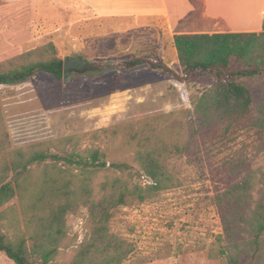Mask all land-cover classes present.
<instances>
[{
  "label": "rangeland",
  "instance_id": "1",
  "mask_svg": "<svg viewBox=\"0 0 264 264\" xmlns=\"http://www.w3.org/2000/svg\"><path fill=\"white\" fill-rule=\"evenodd\" d=\"M255 5L264 7V0H255ZM93 28L98 29L93 22L82 24L78 31L69 32L72 38L61 37L60 29L53 32L34 26L30 3L0 1V70L51 58L63 61L65 57L80 56L94 64L143 56L163 59L181 71L177 53L167 40L156 39L158 34L150 37L140 32L121 33L112 41L97 37ZM163 41L165 48H157L156 42ZM209 86L178 83L146 67L128 72L98 71L94 67L90 73L72 76L66 84L62 79L39 73L21 85L0 86V170L16 157V150L29 153L27 149L33 148L36 152L63 155V139L71 137L75 138L72 144L67 142V150L73 144L78 151L99 148L109 161H129L132 145H126L122 136L134 124L140 125V132L156 126L157 136L183 143L187 126L193 120L190 100L200 94L201 87ZM252 94L259 101L264 97V87H253ZM38 105L46 112L44 134L37 128L35 113L24 109L33 110ZM209 148L210 152L199 155L197 160L170 159L177 167L180 186L116 211L109 225L110 233L133 248L124 264H221L219 259L209 258L221 233L211 200L226 185L219 143ZM228 149L247 158L249 171L264 172V152L246 134H238ZM46 167L49 178L62 181L63 175L53 172L50 161L32 167L29 180L42 178ZM67 223L69 231L59 242L56 264L72 262L90 241L92 225L86 210L68 216ZM0 229L14 241L28 239L29 234L37 231L35 227L29 233L26 231L17 198L0 208ZM0 264L13 262L0 253Z\"/></svg>",
  "mask_w": 264,
  "mask_h": 264
},
{
  "label": "trees",
  "instance_id": "2",
  "mask_svg": "<svg viewBox=\"0 0 264 264\" xmlns=\"http://www.w3.org/2000/svg\"><path fill=\"white\" fill-rule=\"evenodd\" d=\"M173 46L180 72L163 59L143 56L93 65L105 72L146 67L178 83H209L190 100L193 120L183 143L157 136L156 126L140 132L134 124L122 136L132 145L129 161H109L99 148L78 151L73 144L67 150L71 137L63 139V155L16 150V157L2 167L0 208L17 198L26 231L37 228L28 239L15 241L0 229V253L13 264H56L59 242L69 231L67 218L83 210L92 225L90 241L69 264H124L133 248L110 233L116 211L180 186L170 159L197 160L216 143L226 188L211 200L221 233L209 258L221 264H264V172L249 171L247 158L228 149L238 134H246L264 152V97L255 101L252 94L253 87H264V24L260 33L175 35ZM39 73L60 80L63 61L51 58L0 70V86L21 85ZM48 161L55 174L63 175L62 181L49 178L47 167L38 181L29 180L32 167Z\"/></svg>",
  "mask_w": 264,
  "mask_h": 264
},
{
  "label": "crops",
  "instance_id": "3",
  "mask_svg": "<svg viewBox=\"0 0 264 264\" xmlns=\"http://www.w3.org/2000/svg\"><path fill=\"white\" fill-rule=\"evenodd\" d=\"M0 1L10 4L30 3L34 26L53 32L60 29L63 31L61 37L72 38L69 32L78 31L82 24L93 22L98 26L93 31L99 38H111L113 41L117 34L129 32H140L150 37L158 34L156 39L167 40L175 52V35L258 33L264 23V7L258 8L255 0H185L199 9L192 19L178 11L176 0ZM161 34L163 36L159 37ZM164 43L156 42V47L163 50ZM24 109L35 113L37 128L44 134L45 109L41 105L33 106V110L29 107Z\"/></svg>",
  "mask_w": 264,
  "mask_h": 264
},
{
  "label": "water",
  "instance_id": "4",
  "mask_svg": "<svg viewBox=\"0 0 264 264\" xmlns=\"http://www.w3.org/2000/svg\"><path fill=\"white\" fill-rule=\"evenodd\" d=\"M92 64L80 56L65 57L63 59L62 82L66 84L68 80L76 75H83L92 72Z\"/></svg>",
  "mask_w": 264,
  "mask_h": 264
},
{
  "label": "bare ground",
  "instance_id": "5",
  "mask_svg": "<svg viewBox=\"0 0 264 264\" xmlns=\"http://www.w3.org/2000/svg\"><path fill=\"white\" fill-rule=\"evenodd\" d=\"M176 7L181 14H185V16L191 17L190 19L194 18L199 11L198 7L185 0H176Z\"/></svg>",
  "mask_w": 264,
  "mask_h": 264
},
{
  "label": "flooded vegetation",
  "instance_id": "6",
  "mask_svg": "<svg viewBox=\"0 0 264 264\" xmlns=\"http://www.w3.org/2000/svg\"><path fill=\"white\" fill-rule=\"evenodd\" d=\"M93 65V64H92ZM94 69V66H92V70Z\"/></svg>",
  "mask_w": 264,
  "mask_h": 264
}]
</instances>
